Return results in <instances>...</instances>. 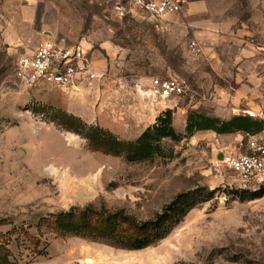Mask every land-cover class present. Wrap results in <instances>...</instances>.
I'll return each mask as SVG.
<instances>
[{
	"label": "rangeland",
	"instance_id": "rangeland-1",
	"mask_svg": "<svg viewBox=\"0 0 264 264\" xmlns=\"http://www.w3.org/2000/svg\"><path fill=\"white\" fill-rule=\"evenodd\" d=\"M183 12L156 29L142 14L115 18L103 0H0V234L32 226L38 237L41 218L87 204L125 209L139 220L180 194L186 195L181 204H196L166 239L144 250L51 234L42 239L40 256L29 242H12L14 264H264V181L244 185L214 166L243 133L164 139L163 156L131 163L125 155L91 151L85 138L51 121L61 110L129 144L167 110L179 134L191 112L246 115L252 101L260 105L253 111L260 120L264 87L239 77L246 58L235 47L216 48V58L200 45L191 51L189 44L198 41ZM46 39L89 52L103 74L101 97L19 84L17 60ZM228 49V57L222 55ZM170 78L185 79L189 90L164 101L153 82Z\"/></svg>",
	"mask_w": 264,
	"mask_h": 264
},
{
	"label": "trees",
	"instance_id": "trees-1",
	"mask_svg": "<svg viewBox=\"0 0 264 264\" xmlns=\"http://www.w3.org/2000/svg\"><path fill=\"white\" fill-rule=\"evenodd\" d=\"M53 119L51 121L58 122L57 125L64 130L73 131L85 138L91 151L113 156L125 155L127 161L131 163L163 156L164 139L179 143L185 138L193 137L197 132L211 131L217 135L235 133L256 135L264 129L262 120L250 116L240 115L230 120H222L191 112L187 117L185 134H179L173 126L172 111L167 110L135 142L127 144L107 134L101 136L79 118L61 110L55 111ZM185 196L178 195L160 212L145 220H139L125 209L110 210L104 205L97 207L93 204L71 207L67 211L48 215L41 218L36 225L38 237L30 232L32 226L13 228L6 234H0V264H14L10 249L14 241L23 246L29 242L33 245V255H44L45 251L40 246L41 241L51 234L57 237L81 238L122 250H144L166 239L196 208V204L180 203Z\"/></svg>",
	"mask_w": 264,
	"mask_h": 264
},
{
	"label": "built area",
	"instance_id": "built-area-1",
	"mask_svg": "<svg viewBox=\"0 0 264 264\" xmlns=\"http://www.w3.org/2000/svg\"><path fill=\"white\" fill-rule=\"evenodd\" d=\"M112 15L123 20L142 14L156 29H162L166 21L180 14L183 0H103ZM198 53L196 41L189 44ZM15 75L19 84L27 90L42 85H52L68 96L95 99L100 92L103 74H99L90 54L82 45H64L46 39L17 60ZM159 97L169 100L186 94L189 84L182 78L157 79L153 82ZM264 122V114H260ZM218 153L214 166L229 171L244 185H258L264 181V129Z\"/></svg>",
	"mask_w": 264,
	"mask_h": 264
},
{
	"label": "crops",
	"instance_id": "crops-1",
	"mask_svg": "<svg viewBox=\"0 0 264 264\" xmlns=\"http://www.w3.org/2000/svg\"><path fill=\"white\" fill-rule=\"evenodd\" d=\"M183 3L182 12L193 21L198 45L214 58L220 55L216 48H238V56L246 58L242 63H247L241 68L239 77L257 79V86L264 87V0H183ZM180 14L166 21L163 28ZM229 53L228 49L222 55L228 57ZM251 86L244 84L242 88L248 87L250 90ZM251 104H248L251 106L247 114L242 116L255 117L253 113L260 105L253 101ZM222 115L218 114L216 117L230 120L240 116L233 114L227 118Z\"/></svg>",
	"mask_w": 264,
	"mask_h": 264
},
{
	"label": "water",
	"instance_id": "water-1",
	"mask_svg": "<svg viewBox=\"0 0 264 264\" xmlns=\"http://www.w3.org/2000/svg\"><path fill=\"white\" fill-rule=\"evenodd\" d=\"M206 190H207L208 192H211V189H210L209 187H206Z\"/></svg>",
	"mask_w": 264,
	"mask_h": 264
}]
</instances>
